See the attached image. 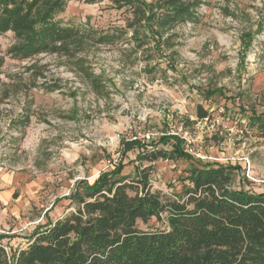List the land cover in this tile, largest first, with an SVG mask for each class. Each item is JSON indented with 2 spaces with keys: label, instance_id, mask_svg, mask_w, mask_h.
Here are the masks:
<instances>
[{
  "label": "rangeland",
  "instance_id": "rangeland-1",
  "mask_svg": "<svg viewBox=\"0 0 264 264\" xmlns=\"http://www.w3.org/2000/svg\"><path fill=\"white\" fill-rule=\"evenodd\" d=\"M114 1L71 0L57 19L79 31L116 32L111 44L85 40L67 45L66 55L22 60L12 54L15 35H0V235L17 236L14 247L45 218L70 211L65 198L75 182L92 183L117 166L129 143L122 137L137 128L181 127L191 157L237 166L233 186L242 179L246 191L264 194V134L237 112L240 105L264 112V0H194L192 20L172 25L162 22L163 0ZM198 107L207 118L197 117ZM129 158L124 175L148 166ZM188 164L151 165V191L179 194Z\"/></svg>",
  "mask_w": 264,
  "mask_h": 264
},
{
  "label": "trees",
  "instance_id": "trees-1",
  "mask_svg": "<svg viewBox=\"0 0 264 264\" xmlns=\"http://www.w3.org/2000/svg\"><path fill=\"white\" fill-rule=\"evenodd\" d=\"M70 1L0 0V35L10 31L17 40L12 54L24 60L66 55L67 45L85 40L111 44L116 32L93 34L61 25L57 19ZM165 6L162 22L172 25L192 20L198 4L163 0ZM260 32L258 28L256 34ZM73 61L79 68L83 63ZM237 112L250 130L264 134V112L241 105ZM197 117L208 114L198 107ZM178 141L166 137L150 144L125 143L117 166L92 183L75 182L65 198L70 211L63 217L45 218L22 236L24 244L18 247L10 244L17 236L0 235V264H264V194L246 191L242 179L233 186L237 166L197 160ZM129 155L148 164L133 177L123 173ZM178 160L189 163L181 192L171 198L152 192L150 166ZM153 220L165 228L139 227Z\"/></svg>",
  "mask_w": 264,
  "mask_h": 264
},
{
  "label": "built area",
  "instance_id": "built-area-1",
  "mask_svg": "<svg viewBox=\"0 0 264 264\" xmlns=\"http://www.w3.org/2000/svg\"><path fill=\"white\" fill-rule=\"evenodd\" d=\"M166 130L167 131L165 134H159V133H153V132H149V131L146 132L144 130H141L140 128H137V129H133L132 133H129V135H127V137H122V139L126 142H140L141 144H150L151 142L154 141V139L159 138L160 135H161L160 137L176 138L177 140L179 139V141L181 142L185 151L189 155L193 156L192 150H191L192 139H191V137H189V135H187L184 132V130L181 127H168V129H166ZM156 136H158V137H156ZM117 138H119V136H117ZM196 157H198V156H196ZM200 160H205V158L200 159ZM222 161L217 160L216 162L222 163ZM106 165H107V167H110L111 161L108 160L106 162Z\"/></svg>",
  "mask_w": 264,
  "mask_h": 264
}]
</instances>
